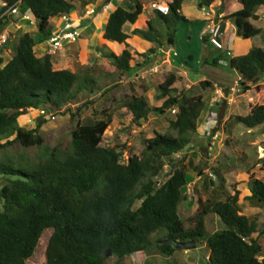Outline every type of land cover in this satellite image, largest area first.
Wrapping results in <instances>:
<instances>
[{
	"label": "trees",
	"instance_id": "trees-1",
	"mask_svg": "<svg viewBox=\"0 0 264 264\" xmlns=\"http://www.w3.org/2000/svg\"><path fill=\"white\" fill-rule=\"evenodd\" d=\"M216 1L197 0V5L208 7ZM0 2V13L14 4L22 14L30 13L42 33L41 40L52 34L51 20L74 7L73 0ZM237 2L240 7L224 13L222 19L229 20L236 35L242 38L260 34L261 29L251 19L258 17L257 10L264 6V0ZM181 3L182 0H170L166 14L154 11L168 30L165 37L168 45L173 44L178 23L186 22L180 11ZM141 9L140 0H126L125 5L113 8L107 16L102 39L125 43L128 34L123 26L134 23ZM221 12L218 9V14ZM5 18L0 17V26H4ZM146 24L147 29L133 28V33L152 42V35H160L148 20ZM201 39L207 42L205 35ZM154 41L158 47L164 44ZM36 42L30 32L19 34L12 56L0 66V149L14 142L23 147L42 146L40 124L45 118L29 129L18 123V118L29 108L59 112L84 91L101 89L100 82L92 75L54 68L51 55H36L33 50ZM147 50L152 54L155 48L149 46ZM103 56L121 73L132 68L133 56L125 47L119 53L104 50ZM219 60L214 58L212 64ZM227 65L239 74L238 84L243 89H249L250 85L258 88L264 75V48L253 46L239 57L231 56ZM180 79L179 75L169 72L157 83L158 97L162 99L158 107L151 106L143 94L127 97L125 106L135 123L146 119L152 111L176 107L174 117L169 120L175 135L154 131L152 136L143 138L138 155L127 154L124 159V146L101 145L103 132L110 123L107 114L89 123L77 122L70 131L67 150L51 147L46 157L29 168L0 162L3 181L0 185V264H26L48 229L44 264H104L107 249L122 258L145 252L153 245L169 256L200 243L209 249L207 264H264V257L259 259L264 254V245L260 243L257 218L241 212V191L236 188L239 181L226 183L224 174L228 164L220 162L209 172H203L200 159L193 165L187 155L181 154L189 146V133L196 130L205 103L200 94H171ZM199 83L205 87L210 81L205 77ZM259 97L245 114L230 115L225 125L248 129L264 123V101ZM85 105V102L79 103L75 110ZM65 109L71 112L69 106ZM225 113L223 106L217 107V121ZM71 114L74 116L73 111ZM164 165L168 169L164 179H160L158 175ZM189 169L202 178L205 198L197 197V206L186 218L189 225L184 228L178 206L188 199L184 187L191 180L187 175ZM245 186L249 191L245 199L264 204L263 180L250 173ZM210 213L219 217L223 227L207 233L204 219ZM159 228L165 232L154 241L151 235Z\"/></svg>",
	"mask_w": 264,
	"mask_h": 264
},
{
	"label": "rangeland",
	"instance_id": "rangeland-1",
	"mask_svg": "<svg viewBox=\"0 0 264 264\" xmlns=\"http://www.w3.org/2000/svg\"><path fill=\"white\" fill-rule=\"evenodd\" d=\"M90 1L92 4L95 2L94 0ZM125 1L126 0H110L108 12L110 10L112 11V8L116 5H125ZM140 1L146 6L143 10V14L148 16V0ZM95 3L94 8H97L99 2ZM81 6H83V4H81ZM238 6L240 7V4L237 0H217L211 4L210 7H198L196 0H182L180 11L186 18V22L178 23L172 45L165 43L168 30L164 23L156 14H152L149 23L157 29L160 36L156 34L152 35V42L140 35L137 41H126L129 46L128 50L132 52L133 56V59L130 61L132 68L129 72H126L127 76L125 73L116 70L115 67L99 53V51H102L105 47L100 46L98 40L91 38L85 41V39H81V46L75 47V49L72 50L73 55L70 54L68 58L69 62H71L69 64L70 66L73 64V69L76 73L92 75L100 82L101 89L91 93L84 91V94L77 100L64 105L59 112H53L54 118H49L48 116L42 117L38 114V109L29 108L24 115L18 118V123L25 129H29L35 127L39 119L45 118V121H42L40 124V133L43 137L42 146L23 147L20 143L14 142L0 149V162L9 163L15 167L24 166L29 168L39 159L46 157L51 147H56L59 151L67 150L69 148L70 131L75 127L77 122L89 123L96 119L106 117L107 114L110 118V123L103 132L101 145H116L118 148L124 146L122 153L124 159L127 154L138 155L143 148V138L152 136L154 131L169 132L175 135L176 131L170 127L169 120L174 117L176 107L174 108L175 111H172V109L166 111L161 110L159 112L152 111L147 115L146 119H140L138 123H135L131 120V115L125 106V102L127 97L131 94H143L151 106H160L162 99L158 97L157 83L163 80L169 72H174L182 78L175 82L174 87L176 90L172 91L171 94H200L202 96L205 106L198 118L199 121L206 120L207 117L211 116L212 112L215 113L216 108L219 106H223L228 114L229 112L233 113L235 110V102L254 103L259 100V96H261L262 101H264V75L260 79L261 81L259 82L258 88H256L255 85H250V88L245 90L238 84V81H234L232 76L235 74L229 70L228 65L222 64V60H225L226 62L224 64H226L231 56L239 57L253 46L264 48V18L259 14L260 11H264V6L259 7L257 11L258 17L251 19L252 24L261 29L260 34L251 38H242L236 35V31L233 33V27L228 28L226 31L222 32L221 41L223 43V48L221 49L214 48L208 43L204 44L201 40V31L204 27L202 18L204 16L211 13L213 19L221 18L223 22L222 14H218V9L224 13H228ZM211 8L214 9V13H212V11L210 12ZM52 20L55 22L59 20V18L54 17ZM23 22L27 24V26H35L33 23L30 24L29 21ZM226 22L229 21H224L223 24H227ZM77 25L81 27L83 23L81 26L80 24ZM138 25H140L139 28L141 29L146 28L144 21H139ZM34 28L36 29V27ZM4 29L10 35L18 33L14 21L9 17L4 19ZM103 40L104 39H101V41ZM154 40L164 42L163 49L168 51L170 63H163V61H166V57L156 53L158 45ZM14 41L15 39H11L10 43L13 44ZM67 42L69 43L71 41L64 40L62 46ZM77 42H79V40ZM77 42L72 45H76ZM89 42L91 43L89 44ZM105 43L109 48L115 49L117 53L119 52L120 49L117 43L112 41H105ZM149 46L155 48L150 58L142 56L137 57V50L143 51L146 55H149L147 51ZM227 51H230L231 54L227 55ZM214 58H219V62L212 64ZM143 59L144 61H142ZM185 60L187 64H183ZM66 64L67 62L64 64H57L53 67L62 68ZM135 69L136 71L143 72L145 75V78H139L140 81L138 82L140 83L137 84L135 82H130L133 76L131 72ZM130 75L131 77L126 83V80L123 78ZM229 76L232 77L231 81H228L230 78ZM205 77L209 79L210 83L202 87L199 82L204 80ZM222 79L225 83L224 87L221 81ZM82 102H85L86 105L79 111H76V106ZM66 106L71 108V112L65 109ZM72 111L74 116L71 114ZM246 111L247 110L244 109L242 113ZM260 126L264 128V123L260 124ZM259 127L256 126L252 128L253 132L260 130L261 127ZM239 130L245 131L246 129L240 126ZM197 134H195V131L189 133V146L183 149L181 154L187 155L188 162L193 165L196 164L197 161L199 162L198 159H200V165L204 164L202 168L203 172H209L210 168H208V166L216 159H221L232 166L235 170L227 174V185H230V183L235 180H239L237 174L240 173L237 172H239L238 169L245 167L243 163L246 166L253 165L252 168L257 171L264 168V157H262L263 155L258 148V144L261 142H259L258 139V143L254 145L253 143L255 142L253 141L255 140L248 137L247 134L249 133H243V135L233 133L232 136L229 133L226 140H220V143H222L221 146H218L220 144L218 141L219 139H215V143L213 144L214 149L211 148L212 145H210V149L208 148L207 142L209 138L198 139L196 136ZM225 145H230L231 148L223 150ZM241 152H243V154H241ZM207 158L209 159L207 160ZM185 162L187 161L185 160ZM257 163H259V165H256ZM167 169L168 166L164 165L163 172H160L158 178L164 179V173ZM187 175L189 177L196 176L195 172L191 170L187 171ZM260 175L262 177L261 179L264 181V172H261ZM2 182L3 181L0 180V185ZM239 187L238 185L237 188ZM184 191L188 195V199L179 204L178 214L181 219H183V227L187 228L189 224L186 218L196 208L197 197H203L204 195L199 189V181L195 184L188 183L184 187ZM239 205L242 212L247 209L245 201L240 200ZM261 219L262 217L260 220ZM204 222L207 233H211L223 227V223L214 213L206 215ZM259 224L261 225L262 223ZM260 229L261 227H259L258 230ZM164 232V228H159L151 235L152 240L155 241V239L160 238ZM262 232H264V229ZM49 233V229L43 232L34 254L28 259L26 264H44L43 250ZM260 243L264 245V233L261 236ZM207 254L208 247L205 243H200L195 247L176 250L169 256L162 254L157 249L156 245H153L145 252H137L135 254L123 256L122 258H117L111 253L106 256L104 264H207ZM262 257H264V254L259 256V259Z\"/></svg>",
	"mask_w": 264,
	"mask_h": 264
},
{
	"label": "crops",
	"instance_id": "crops-1",
	"mask_svg": "<svg viewBox=\"0 0 264 264\" xmlns=\"http://www.w3.org/2000/svg\"><path fill=\"white\" fill-rule=\"evenodd\" d=\"M82 1L86 2V3H84L83 6H81V4H83ZM94 1L95 2H99V6L97 8L95 7V11L93 13L87 15V14L84 13V10L87 9V8H90V7L94 8V4H96V3L94 2V4H92V2L90 0H73L74 7L70 11V14H71V16L73 18L77 19L76 24H80V26H81V24L83 23V26L79 27L80 28L79 29L80 30V36L74 42L65 43L60 48V50L55 55H53L51 57L53 66H55L57 64H62V63L64 64L65 62H67V64L64 65L62 68H66V69H69L70 71L74 72L73 64H71V66H70L69 63H71V62H69L68 58H69L70 54L73 53L72 50H74L75 47H78V46L80 47L81 46V44H80L81 43V39H83V40L85 39V41L87 39L90 40L91 38L95 39V40H98L100 46L105 47L102 51H99V53H101L102 55H103V51L104 50L111 49L105 43V41H109V40H107V39L105 40L104 39L103 41H101L103 29H104V26H105V23H106V20H107V16H108L109 12L111 11L110 10L108 12V10L110 8V5H109L110 0L108 2H106V3H102L103 0H94ZM150 1H152V0H148V4H147V8L149 9L148 16L143 14V10H144V8L146 6L144 4H142V9H141V13H140L139 18L134 23H125L124 24L123 30H124L125 33L128 34V38L126 39V41H129V40L137 41V38L139 37V35L133 33V28H139L140 27V25H138L139 21H142V22L144 21V23H145V25L147 27V24H146L147 20L150 21V18L152 17V14H155L154 11L149 8V2ZM1 5H2V3L0 2V7H1ZM237 8H239V6ZM211 11H212V9L210 10V12ZM212 13H213V11H212ZM220 14H224V12H222ZM16 15H17V18L16 19L13 18L12 21H14L15 28L18 29V33L11 34V35L8 34V41L4 44V46L2 48H0V58L2 60V63L0 64V66H2L4 63H6L10 59V57L12 56V54L14 52V48H15V44H16V38H17V36L19 34H21L23 32H30L32 34L33 38L37 41L35 43L34 47H33V50H34L36 55L42 56L46 52V40H41L42 39V33H40L38 31L35 19L30 15V13H25L23 15L18 13ZM26 16H28V17H26ZM211 16H212V14L209 13L207 16H204L202 18L204 27H203V29L201 31V37H202V34H203L204 30H205V26H206V22H207L206 19L211 17ZM23 21H25V22L29 21L30 24H32V23L35 24L34 27H36V29L33 26H30V25L27 26V24H25ZM225 21H229V20H225ZM223 23H224V21L222 22V32L226 31L228 28L233 27V33H234L235 28H234V25L230 21L226 22L227 24H225V25ZM51 24H52L51 31H54L56 28L59 27L60 20H56L55 22H53V20H51ZM3 30H5L4 26H3ZM11 39H15L13 44L10 43ZM78 40H79V42H77ZM126 41H125V43H118L117 44L118 48L120 49L119 52L124 47L127 50L129 49V46H128ZM75 42H77V44L76 45H72ZM90 43L91 42H89V44ZM204 44H206V43H204ZM163 47H164V44L159 46L157 51H156V53L158 55L166 57V59H165L166 61H163V63H170V59L168 58V51L164 50ZM111 50H113L115 53H117L115 51V49H111ZM136 53H137V57L138 56L139 57H141V56L145 57V53L143 51H138L137 50ZM131 54H132V52H131ZM150 55L151 54L148 55L149 58H150ZM142 61H144V59ZM225 62H226L225 60H222V64L223 65H227V63L224 64ZM183 64H187L186 60L183 61ZM232 72L235 74V75L232 76L234 78V81L235 82L238 81L239 78H240L239 74L234 72V71H232ZM126 74L127 73H125V75ZM131 75H133V76H132L130 82H135L136 84L140 83V82H138V81H140L139 80L140 77L145 78V75L143 74V72L136 71V69L131 72ZM131 75L128 76V77H124L123 78V79L126 80V83H127L128 79H130ZM229 77L230 78L228 79V81H231L232 77L231 76H229ZM221 81L223 82V87H224L225 83H224L223 79ZM232 82H233V80H232ZM143 83H145V82H143ZM127 87H128V84H127ZM218 92L221 93L220 91H218ZM235 103H236V105H235L236 108L233 111V113L229 112L227 114V112H226L221 118H219L218 121H217L218 117L217 116L215 117L213 112H212L211 116L206 118V120H202V121L197 120V126H196V130H195V134H197V133L198 134L196 136L198 137V139H204V138L207 139V138H209L208 139L209 141L207 142V145H208V148L210 149V147H211L210 145H212L211 148H213V144L215 143V141H214L215 139H219L218 141L220 143L221 142L220 140H222V139L226 140L227 139L229 133L231 134V136H232L233 133L234 134L237 133L238 135H240V134L243 135V133H249V134H247L248 137H250V138L255 140V141H253V142H255V143H253L254 145L256 143H258V139H259V142H261V143L258 144V148L260 149V153L263 155L262 157H264V128H262L260 125H258V127L259 126L261 127V128L259 127L260 130H258L257 132H253L252 128H248L245 131H242V130H239L240 129L239 125H234V126H231V127L225 125V120L230 115L245 114L246 112L242 113V110H244V109L247 110L249 105L252 104V103H249V102H235ZM223 109H224V107H223ZM215 114H216V110H215ZM225 130H227V131H225ZM221 145H222V143H220L218 146H221ZM227 148L230 149L231 148L230 145L229 146L225 145V147H223V150H225ZM241 154H243V152H241ZM208 159L209 158H207V160ZM220 162H224V161H222L221 159H216L212 164H210V166H208V168H210V170H211L213 168V165H219ZM243 165L245 167L241 168L242 170L238 169L239 172H237V173H240V174H237L239 176L238 177L239 180H235V181H239V183L236 185V188H237L238 185L240 186L239 188H237V189H239L241 191L240 200L246 202L247 209L245 211H243V212H245L244 214L249 215V216H255L257 218L258 229H259V227H261L260 230L257 229L258 232L260 233L259 234V239H261V236L264 233V232H262L263 229H264V204L255 203L253 200L245 199L244 196L249 194V191H248V189L245 186V181L248 180L249 174L252 173L255 177L261 179L262 177H261L260 173L264 172V168H262L259 171H257L256 169L252 168L253 165H250V166L247 165L246 166L244 163H243ZM256 165H259V163H257ZM189 170L193 171L192 169H189ZM234 170L235 169L232 168V166H230V165H228V168L225 169V174L224 175H225L226 183H228L227 182V174H229V172H232ZM191 178H192L191 181L188 182L190 184H195L197 181H199V189H200L201 193L204 196L203 197L198 196V197H201L202 199H204L205 198V191H203L202 185H201L202 184L201 183L202 182V178L199 175H197V174H196V176L191 177ZM240 200H239V202H240ZM241 212H242V209H241ZM261 217H262V219L260 220ZM259 223H262V224L260 225ZM208 254H209V249H208ZM208 254H207V257H208Z\"/></svg>",
	"mask_w": 264,
	"mask_h": 264
},
{
	"label": "built area",
	"instance_id": "built-area-1",
	"mask_svg": "<svg viewBox=\"0 0 264 264\" xmlns=\"http://www.w3.org/2000/svg\"><path fill=\"white\" fill-rule=\"evenodd\" d=\"M170 0H152L149 2V8L151 10H156L162 14L168 12V2ZM95 10L93 7L87 8L84 10V13L89 15L93 13ZM18 12L17 5H11L7 7L0 13V17L3 16H12ZM261 12V13H260ZM259 14L264 18V11H260ZM27 17V16H26ZM58 18L60 20V25L56 28L52 34L46 39V53L49 55H55L60 48L62 47V42L64 40L74 42L79 38L80 30L78 25L76 24L77 19L73 18L69 12H61L58 14ZM204 33L207 36V42L215 47L222 48L223 44L221 41L222 38V30H221V20L209 18L206 23ZM8 39V35L6 31H0V47L6 43ZM172 111H175L172 109ZM39 115L49 116L50 118H54V114L51 112L39 109Z\"/></svg>",
	"mask_w": 264,
	"mask_h": 264
},
{
	"label": "clouds",
	"instance_id": "clouds-1",
	"mask_svg": "<svg viewBox=\"0 0 264 264\" xmlns=\"http://www.w3.org/2000/svg\"><path fill=\"white\" fill-rule=\"evenodd\" d=\"M219 4H220V1H219ZM208 7H210V5L208 6ZM212 9V8H211ZM5 10V9H4ZM94 10H95V8H94ZM153 11H156V10H153ZM212 11H213V13H214V9H212ZM258 11V10H257ZM158 12V11H157ZM19 13V10H18V12L16 13V14H18ZM70 13V12H69ZM160 13V12H159ZM258 13V12H257ZM16 14H14V15H16ZM166 14V13H165ZM21 15H23L22 13H21ZM71 15V14H70ZM219 15H221L220 13H219ZM223 15V14H222ZM221 15V16H222ZM11 18V19H13V15L12 16H6V18ZM28 17V16H27ZM58 17V16H57ZM209 18H212V17H209ZM209 18H207V22H208V19ZM218 19H220L221 20V18H218ZM206 22V23H207ZM0 27H2V29H1V31L3 30V26H0ZM79 28V27H78ZM221 30H222V20H221ZM3 31H5V30H3ZM53 32V31H52ZM7 35H8V33H7ZM203 35H205L206 36V34L203 32V34H202V36ZM80 36V35H79ZM48 38V37H47ZM46 38V39H47ZM45 39V40H46ZM206 39H207V36H206ZM7 41H8V39H7ZM6 41V42H7ZM206 43H208V42H206ZM5 44V43H4ZM4 44L0 47V48H2L3 46H4ZM209 44V43H208ZM223 44V43H222ZM215 48V47H214ZM223 48V47H222ZM218 49H221V48H218ZM46 53V52H45ZM227 54H230V51H227ZM53 55H51V57H52ZM172 109H174V108H172ZM39 110V109H38ZM175 110V109H174ZM48 111V110H47ZM49 112H51V111H49ZM52 113V112H51ZM53 114V113H52ZM214 115H215V117H216V114L214 113ZM40 116H43V115H40ZM46 117V116H45ZM49 117V116H48ZM50 118V117H49Z\"/></svg>",
	"mask_w": 264,
	"mask_h": 264
},
{
	"label": "water",
	"instance_id": "water-1",
	"mask_svg": "<svg viewBox=\"0 0 264 264\" xmlns=\"http://www.w3.org/2000/svg\"><path fill=\"white\" fill-rule=\"evenodd\" d=\"M109 0H103L102 3H106L108 2ZM22 12L19 10V14H21ZM13 18L16 19L17 18V15H13ZM2 27H0V31H1ZM192 247H195V244L192 245ZM111 254V250L110 249H107L104 253V256H108Z\"/></svg>",
	"mask_w": 264,
	"mask_h": 264
}]
</instances>
